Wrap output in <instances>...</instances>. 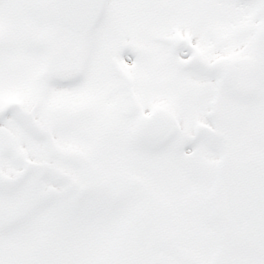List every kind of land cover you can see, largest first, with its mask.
Instances as JSON below:
<instances>
[{
	"label": "snow or ice",
	"instance_id": "snow-or-ice-1",
	"mask_svg": "<svg viewBox=\"0 0 264 264\" xmlns=\"http://www.w3.org/2000/svg\"><path fill=\"white\" fill-rule=\"evenodd\" d=\"M0 264H264V0H0Z\"/></svg>",
	"mask_w": 264,
	"mask_h": 264
}]
</instances>
